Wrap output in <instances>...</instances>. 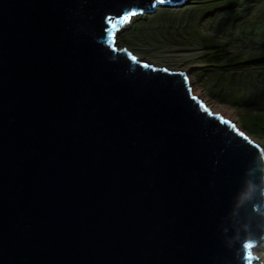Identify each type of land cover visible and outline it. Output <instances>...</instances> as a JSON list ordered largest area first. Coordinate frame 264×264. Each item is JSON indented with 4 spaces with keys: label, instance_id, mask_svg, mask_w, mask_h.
Here are the masks:
<instances>
[{
    "label": "water",
    "instance_id": "95a60500",
    "mask_svg": "<svg viewBox=\"0 0 264 264\" xmlns=\"http://www.w3.org/2000/svg\"><path fill=\"white\" fill-rule=\"evenodd\" d=\"M186 2L0 0V264H259L264 145L115 44Z\"/></svg>",
    "mask_w": 264,
    "mask_h": 264
},
{
    "label": "rangeland",
    "instance_id": "374dc122",
    "mask_svg": "<svg viewBox=\"0 0 264 264\" xmlns=\"http://www.w3.org/2000/svg\"><path fill=\"white\" fill-rule=\"evenodd\" d=\"M196 29L224 40L232 54H254L264 48V0H243L228 12L204 19H199L191 3L162 4L153 12L126 19L116 30L114 40L119 48L126 47L138 58L155 66L188 72L192 77L189 84L195 95L213 107L214 112L219 106L226 107L232 112V115H227L233 116L230 120H237L240 130L264 145V137L248 133L241 126V113L213 98L202 83L200 73L207 69V64L201 57L203 43ZM236 76L241 80L244 92L264 98V67L239 68ZM260 244L258 242L252 248L251 253L256 256L252 263L264 264V250H260Z\"/></svg>",
    "mask_w": 264,
    "mask_h": 264
},
{
    "label": "trees",
    "instance_id": "16d2710c",
    "mask_svg": "<svg viewBox=\"0 0 264 264\" xmlns=\"http://www.w3.org/2000/svg\"><path fill=\"white\" fill-rule=\"evenodd\" d=\"M242 1L196 0L190 3L199 19H204L228 12ZM202 31L196 29L203 43L201 57L207 64V69L200 73L202 83L213 98L233 106L241 113L242 127L245 130L255 136L264 137V98L244 92L242 82L236 76L239 68L264 67V48L254 54H232L224 40ZM260 248L264 250V245Z\"/></svg>",
    "mask_w": 264,
    "mask_h": 264
},
{
    "label": "bare ground",
    "instance_id": "6f19581e",
    "mask_svg": "<svg viewBox=\"0 0 264 264\" xmlns=\"http://www.w3.org/2000/svg\"><path fill=\"white\" fill-rule=\"evenodd\" d=\"M192 89V88H191ZM192 93H193V90H192ZM194 94V93H193ZM195 95V94H194ZM197 96V95H196ZM198 97V96H197ZM200 98V97H199ZM201 99V98H200ZM216 105V104H215ZM212 109H213V107H211ZM214 110V109H213ZM212 110V111H213ZM215 113H221V115H223L224 117H226V118H228L229 120L230 119H232L233 118V116H231V117H228L227 115H232V112H230V111H228V110H226V107H225V109L224 108H222V107H220L219 106V108H217V109H215ZM214 112V111H213ZM255 246V245H254ZM255 258H253V260H254Z\"/></svg>",
    "mask_w": 264,
    "mask_h": 264
},
{
    "label": "clouds",
    "instance_id": "9594fccd",
    "mask_svg": "<svg viewBox=\"0 0 264 264\" xmlns=\"http://www.w3.org/2000/svg\"><path fill=\"white\" fill-rule=\"evenodd\" d=\"M175 6H176V5H175ZM125 20H126V19H125ZM125 20H124V21H125ZM124 21H123V22H124ZM120 25H121V23H120ZM118 27H119V26H118ZM117 29H118V28H117ZM117 29H116V30H117ZM116 30H115V32H116ZM114 39H115V38H114ZM180 71H183V72L186 74V77H187V79H188V84H189V79L192 78V77L190 76V74H189L188 72L184 71V70H180ZM189 86H190V84H189ZM190 87H191V86H190ZM201 100H202V99H201ZM202 101H203V100H202ZM203 102H204V101H203ZM204 103H205V102H204ZM205 105L208 106L206 103H205ZM208 107H210V106H208ZM212 112H213V111H212ZM214 113H215V112H214ZM222 116H223V115H222ZM223 117H224V116H223ZM224 118H225V117H224ZM225 119H227V118H225ZM228 120H229V119H228ZM230 121H233V120H230ZM233 122L236 124V123H237V120H236V121H233ZM241 126H242V125H241ZM248 133H249V132H248ZM263 245H264V244H263ZM260 246H262V245L260 244V245H259V248H260ZM260 250L263 251V249H261V248H260Z\"/></svg>",
    "mask_w": 264,
    "mask_h": 264
},
{
    "label": "snow or ice",
    "instance_id": "6c2138e0",
    "mask_svg": "<svg viewBox=\"0 0 264 264\" xmlns=\"http://www.w3.org/2000/svg\"><path fill=\"white\" fill-rule=\"evenodd\" d=\"M135 11H136V10L133 9V12H135ZM129 15H131V13H129V12H125V13H124V16L122 17V19H127ZM110 35H111V33H110ZM133 58H135V57H133ZM251 243H252L251 240L246 241V242H245V246L247 247V246H249ZM248 254L251 255V253H248Z\"/></svg>",
    "mask_w": 264,
    "mask_h": 264
}]
</instances>
